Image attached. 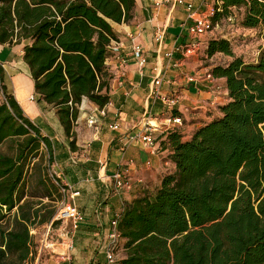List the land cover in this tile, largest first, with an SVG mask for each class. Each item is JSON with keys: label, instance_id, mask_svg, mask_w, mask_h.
Returning a JSON list of instances; mask_svg holds the SVG:
<instances>
[{"label": "trees", "instance_id": "16d2710c", "mask_svg": "<svg viewBox=\"0 0 264 264\" xmlns=\"http://www.w3.org/2000/svg\"><path fill=\"white\" fill-rule=\"evenodd\" d=\"M220 2L214 25L244 9L242 28L259 29L264 41V0ZM136 7V0H0V44L25 43L35 91L57 109L73 150L83 100L110 102L107 61L120 40L114 24L131 22ZM206 51L232 58L212 69L225 79L229 101L190 139L168 131L174 167L154 195L126 205L120 264H264V47L255 63L236 56L225 37L210 39ZM6 77L0 64V147L9 146L0 151V264H32L38 226L62 225L54 218L63 195L49 174L53 145ZM33 171L41 197L54 203L26 198Z\"/></svg>", "mask_w": 264, "mask_h": 264}, {"label": "crops", "instance_id": "0c3cea01", "mask_svg": "<svg viewBox=\"0 0 264 264\" xmlns=\"http://www.w3.org/2000/svg\"><path fill=\"white\" fill-rule=\"evenodd\" d=\"M136 1L134 19L129 23L114 24L120 40L113 44V56L107 61L112 78L106 115L97 114L100 121L98 130L89 126L87 116L97 105L85 99L79 118L73 125L75 150L71 149L72 138L67 136L57 109L40 100L35 91L30 68L23 59L25 43L0 44V64L6 71L9 90L26 116L53 145L56 166L52 171L61 183L79 192L74 200L82 214L81 223L69 249L71 258L63 264H109L105 249L115 215L134 199L154 195L163 176L174 167L169 160L168 118L172 114L181 116L184 123L177 129L185 139H190L203 123L219 116L220 106L229 101L213 106L211 102L216 97L211 91V83L197 84L187 80L188 75L212 71L215 55L209 57L207 51L202 50L189 57L178 52L173 58L167 56L169 51L195 40L188 31L194 18L188 19L187 4L190 1L194 3V17H197L217 0ZM208 34L201 38L205 47ZM159 36L161 41H158ZM135 43L143 47L146 58L143 66L133 54ZM161 69H164L161 93L170 96L182 93L184 96L174 110L161 100L150 99ZM8 78H11L13 90ZM149 113L152 115L150 122L161 128L155 134V154L143 144L126 145L124 140L126 135L144 127ZM116 122L121 124V128L111 129L110 125ZM127 167L131 169L133 189L122 196L111 194L112 183L108 182V177ZM125 255L120 252L115 264H120Z\"/></svg>", "mask_w": 264, "mask_h": 264}, {"label": "built area", "instance_id": "2783aa9c", "mask_svg": "<svg viewBox=\"0 0 264 264\" xmlns=\"http://www.w3.org/2000/svg\"><path fill=\"white\" fill-rule=\"evenodd\" d=\"M170 0H168L169 2ZM220 0H217V3L211 5L206 11L200 13L199 16L194 17L195 5L192 1L187 4V9L190 12L188 19L194 18L193 22L188 26L189 33L195 38V40L186 45L180 46L174 51H169L167 56L169 58H173L175 52H178L183 57H189L191 55L199 54L202 50H206L207 46L203 44L201 40L202 37L212 32L215 29V25L213 22V18L217 12L222 10ZM244 30L250 32H260L259 29H248L244 28ZM161 36L158 37V41H161ZM133 54L135 58L138 59L141 66L145 65L146 58L144 56L143 47L140 44H134L133 46ZM164 69H161L158 72V75L154 81V88L150 94V99L153 101L161 100L164 102L171 110H174L176 106H178L183 100L184 96L182 93H176L172 96L164 95L160 91V86L163 82ZM188 82L190 83H203L209 82L212 85V92L215 94L216 99L212 100L211 104L213 106H217L219 104H224L229 100V91L225 84V79L215 76L212 71H207L203 75L194 74L188 75ZM85 99L82 102L84 103ZM81 105V106H82ZM106 115L105 107H95L94 110L87 116V123L89 126L94 127L95 129L100 128V121L97 117V114ZM152 115L149 113L147 121L144 123V127L133 134H128L124 137L125 143L127 144H143L147 146L151 153L155 154L157 152L156 149V133L161 130L159 126H155L150 122V118ZM168 128L166 130H176L179 126L183 125V118L179 115L172 114L168 118ZM110 128L113 130H119L121 128L120 123H114L110 125ZM43 147L46 148V145L43 143ZM56 166L55 159L51 164V168ZM52 176L55 180V183L59 186L60 192L63 195L62 201L59 203L57 214L55 216V220H61L62 223H65L69 226V229L65 228L61 229V246H66V249L57 253L59 256L63 257L64 260H69L70 254L69 249L72 247L73 238L78 231L81 223L82 214L77 206L74 198L79 194V192L72 191V186L65 185L60 182L59 178L56 176V173L52 172ZM111 182L110 188L111 194L116 196H122L124 193L131 191L134 187L133 180L131 178V169L130 167L124 169H118L111 177H108V182ZM69 193L71 196L69 197ZM125 209L118 212L111 223V229L109 234V241L106 246V255L109 264H115L119 259V253L122 252V244L124 239L121 237L118 226L120 220L124 215ZM51 228V227H50ZM53 244H48L47 247L53 248ZM54 251V250H53ZM55 252V251H54Z\"/></svg>", "mask_w": 264, "mask_h": 264}, {"label": "rangeland", "instance_id": "374dc122", "mask_svg": "<svg viewBox=\"0 0 264 264\" xmlns=\"http://www.w3.org/2000/svg\"><path fill=\"white\" fill-rule=\"evenodd\" d=\"M243 13L244 9H234L231 16L222 17L216 23L215 29L208 34L207 42L216 37L228 38L232 41V47L236 56L242 57L248 63H255L264 47V41L259 32H250L242 28ZM231 60L232 58L230 56L218 53L214 56L212 64L214 66L227 65ZM8 84L13 90L14 86L11 78H8ZM0 151L5 153L9 152L8 144L0 147ZM52 172V168H50L49 174L50 177L53 178ZM32 173L34 175V171ZM33 175L28 177L26 198H30L35 203H39L40 201H43V203H54L47 197H41L44 192L43 187L37 184L36 176ZM60 202L56 203V206H59ZM63 228L68 230L69 226L62 223V225L55 230H51L50 226H38L35 238L36 258L32 264H63L65 262L63 257L57 254L61 253L58 252L61 251V248H63V251L66 249V246L64 247L60 244L62 241L61 229ZM48 244H53V248L47 247Z\"/></svg>", "mask_w": 264, "mask_h": 264}, {"label": "bare ground", "instance_id": "6f19581e", "mask_svg": "<svg viewBox=\"0 0 264 264\" xmlns=\"http://www.w3.org/2000/svg\"><path fill=\"white\" fill-rule=\"evenodd\" d=\"M58 252H63V248H61V251H58Z\"/></svg>", "mask_w": 264, "mask_h": 264}]
</instances>
